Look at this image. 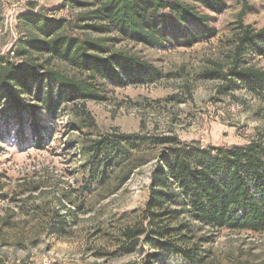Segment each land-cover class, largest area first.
Listing matches in <instances>:
<instances>
[{
    "label": "rangeland",
    "instance_id": "obj_1",
    "mask_svg": "<svg viewBox=\"0 0 264 264\" xmlns=\"http://www.w3.org/2000/svg\"><path fill=\"white\" fill-rule=\"evenodd\" d=\"M223 1L221 13L202 10L212 16L217 35L193 46L160 49L115 33L93 35L104 38L112 49L151 61L162 78L123 87L92 79L103 99L70 102V111L63 110L47 124L41 148L19 144L14 132L0 140V185L5 195L0 217L6 216L8 222L5 239L0 240V264H139L143 260L146 249L120 250L121 232L140 220L150 197L155 160L173 143L149 140L130 151L131 164L143 165L113 191L115 183L98 186L87 179L78 149L81 142L100 135H127L134 140L175 138L202 147H231L264 134V93H250L238 82L230 85L223 75L230 63L234 22L241 17L254 29L264 26V0ZM73 6L72 0H0V54L13 57L11 51L27 35L19 19L22 14L42 12L69 20L66 34L78 35L74 20L80 11ZM45 58L54 68L88 78L65 61ZM247 63L264 71V59L250 57ZM85 119L93 126L79 131L74 122ZM192 227L187 247L200 250V264H264V233ZM163 260L189 264L178 256Z\"/></svg>",
    "mask_w": 264,
    "mask_h": 264
},
{
    "label": "trees",
    "instance_id": "obj_2",
    "mask_svg": "<svg viewBox=\"0 0 264 264\" xmlns=\"http://www.w3.org/2000/svg\"><path fill=\"white\" fill-rule=\"evenodd\" d=\"M72 3L80 11L74 20L76 36L66 34L69 20H57L42 12L19 16L27 35L11 51L13 57L0 54V140L14 132L19 144L41 148L48 134L47 124L63 110L70 111V102L103 99L92 79L123 87L151 84L162 78L151 61L112 49L104 38L93 35L115 33L160 49L189 47L217 35L212 16L202 10L221 13L225 9L223 0ZM29 7L33 9L34 4ZM234 25L230 63L223 75L230 85L238 82L250 93L262 94L264 71L249 66L247 59H264V26L254 29L241 17ZM45 57L65 61L88 78L54 68ZM74 124L79 131L93 126L87 119ZM149 140L173 144L155 160L150 197L140 220L121 232V251L142 253L146 249L139 264H164L163 259L172 256L200 264V250L187 247L188 232L194 224L211 231L264 233V134L231 147H202L198 142L184 144L175 138L134 140L127 135H100L78 144L87 179L98 186L115 183L113 191L118 190L143 165L131 164L130 151ZM3 193L0 185V201ZM7 226V217H0L1 241Z\"/></svg>",
    "mask_w": 264,
    "mask_h": 264
}]
</instances>
